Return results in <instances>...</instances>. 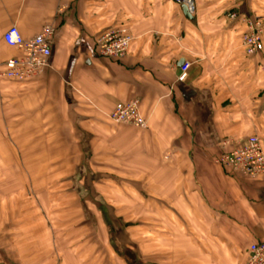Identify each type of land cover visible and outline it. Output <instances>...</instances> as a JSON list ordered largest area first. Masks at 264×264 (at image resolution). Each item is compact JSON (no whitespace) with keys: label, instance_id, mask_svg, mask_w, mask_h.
Wrapping results in <instances>:
<instances>
[{"label":"crops","instance_id":"crops-1","mask_svg":"<svg viewBox=\"0 0 264 264\" xmlns=\"http://www.w3.org/2000/svg\"><path fill=\"white\" fill-rule=\"evenodd\" d=\"M181 5L0 0V64L19 55L3 39L12 26L25 39L47 25L57 29L41 76L0 81V170L6 155V169L20 172L14 176L25 192L8 196L6 209L0 197V264H142L124 216L99 191L120 180L154 188V259L165 260L154 264H246L249 247L264 243V178L217 163L252 136L264 147V49L250 56L243 45L246 21L264 24V0H196L192 20ZM115 27L135 40L125 57L102 58L97 41ZM131 101H139L148 130L110 121L118 104ZM55 165L79 174L63 183L72 192L48 193L44 201L79 205L45 216L33 208L27 176ZM67 218L75 223L61 233ZM83 218L103 227H83ZM77 233L95 235L88 249ZM109 245L127 256H105Z\"/></svg>","mask_w":264,"mask_h":264},{"label":"built area","instance_id":"built-area-1","mask_svg":"<svg viewBox=\"0 0 264 264\" xmlns=\"http://www.w3.org/2000/svg\"><path fill=\"white\" fill-rule=\"evenodd\" d=\"M194 12L195 0H178ZM235 19L236 15H230ZM247 32L243 36V45L247 55L263 51L264 24L260 20H247ZM57 35L54 25L45 26L41 32L25 39L16 26L9 28L3 36L5 44L18 51L19 55L8 58L0 64V81L10 80L27 82L41 76L49 66L52 48ZM134 37L127 30H110L97 41L98 54L102 58H123L129 52ZM190 64L181 69L180 81L188 77ZM113 122L132 125L141 130L149 126L141 114L139 101L118 104L110 114ZM223 167L250 178H264V147L257 136L248 138L240 147L223 154L217 160ZM246 264H264V243H254L249 247Z\"/></svg>","mask_w":264,"mask_h":264},{"label":"rangeland","instance_id":"rangeland-1","mask_svg":"<svg viewBox=\"0 0 264 264\" xmlns=\"http://www.w3.org/2000/svg\"><path fill=\"white\" fill-rule=\"evenodd\" d=\"M196 1V0H195ZM178 4H182L177 0ZM181 6H185L182 4ZM191 13V12H190ZM127 30L126 27H115L111 30ZM110 31V30H109ZM130 32V31H129ZM131 33V32H130ZM132 34V33H131ZM133 36V34H132ZM134 37V36H133ZM135 40V38H134ZM126 104V103H122ZM116 108V107H115ZM114 108V109H115ZM141 110V109H140ZM142 114V113H141ZM143 115V114H142ZM144 117V116H143ZM110 119V116H109ZM145 121L147 122V125L149 126V123L147 119L144 117ZM110 121L113 124L116 125H124V124H119L116 122H113L111 119ZM125 126H131L132 125H125ZM135 128V127H133ZM138 129V128H135ZM141 130V129H139ZM148 130V129H147ZM43 156L37 155L34 156V158H41ZM47 157V156H46ZM44 157V158H46ZM56 158L55 156L51 155V159L54 160ZM50 159V158H49ZM50 159V160H51ZM9 157L6 155L2 156V162H4V167L3 169L0 170V197H2V208L6 209L9 208V198L13 193H16V195L23 196L25 194L23 187L21 186L20 181H17L15 176H17L18 179L21 178L20 172H16V175L14 174L15 172L9 171L6 169L7 166H9ZM52 166V164H51ZM58 166V165H57ZM68 167V165H67ZM59 170L56 168L54 170H48V171H40V170H34L28 172L27 179L28 181L32 184L29 186L30 194L32 193V200H33V208L35 211H43L44 215L47 216L48 213L51 211H57L58 209H65L69 210L68 207H73L75 208L77 203H56L54 201L50 202L49 204L44 201L43 197L46 196V194L50 195H57V194H68L72 192L73 187L71 185L68 186H63V183L67 182L68 184L72 183L71 179L73 178V175H78L79 172L75 170H63L61 167ZM25 172H23L24 174ZM127 173V172H126ZM135 174V173H134ZM15 175V176H14ZM129 173L123 175L124 177H128ZM47 178L48 180V185L44 183V180ZM66 180V181H65ZM17 182V186L15 184ZM133 182V181H132ZM142 182V181H140ZM134 183V182H133ZM143 183V182H142ZM153 186H146V187H141L137 185V183H134L133 185H127L125 181H119L115 182V185L105 187L101 186L99 187V191H101L103 194L109 196L110 204L115 208L116 211H118L119 214H122L124 217L121 218L129 228L130 235L128 237L129 243H134L136 246L140 245L137 249H134L133 253L135 254L134 257H138L139 260H141L142 264H154L155 262L162 261L161 263H164L165 260L164 258H155L154 254V246H153V241H154V219L152 217V211H153ZM86 193H89V190H86ZM54 200V199H53ZM117 200V201H116ZM142 203V205H141ZM76 205V206H74ZM19 206V205H18ZM43 208H42V207ZM146 206V207H144ZM19 210H21L20 207H18ZM145 215V217H143ZM51 218V217H50ZM95 220V219H94ZM51 221L58 222L60 220L58 219H53ZM76 220V224H77ZM120 221V220H119ZM82 226L87 227L89 226L91 229L93 227L99 226L100 228L103 227V221H100L99 224H93L90 222V220H81ZM121 222V221H120ZM164 222V220H163ZM75 223L73 218H67V220H63L60 222L59 226H62L63 224L66 225L64 226V229L61 233L64 232H69V229L71 226ZM113 225V222H111ZM159 224V222H158ZM168 224V222H167ZM58 225L55 223V226ZM95 225V226H94ZM84 232V231H82ZM89 232V231H88ZM93 232V231H92ZM95 235L92 233H88L87 235L85 233L76 235L77 238H82L81 244L82 246H86V249L89 248L88 244L90 239L93 240V237ZM167 238L170 240V236L167 235H162V241L167 243V250L163 249L162 250V255H165L166 258H169V250H170V243L168 240L164 241V238ZM160 238V236H158ZM108 245V242H106ZM138 244V245H137ZM88 246V247H87ZM104 245H99L98 247V253L101 252V249H104ZM111 250L110 245H109V252H104L105 256L109 254H113V260H121V256H127V253L125 251H119L117 254L116 252H113ZM120 254V255H119ZM107 256V258H108ZM160 263V262H159Z\"/></svg>","mask_w":264,"mask_h":264},{"label":"water","instance_id":"water-1","mask_svg":"<svg viewBox=\"0 0 264 264\" xmlns=\"http://www.w3.org/2000/svg\"><path fill=\"white\" fill-rule=\"evenodd\" d=\"M183 13H184L185 17H187L189 20L193 19V16L191 15L187 6L183 7Z\"/></svg>","mask_w":264,"mask_h":264}]
</instances>
